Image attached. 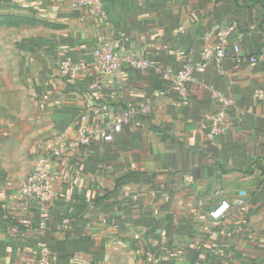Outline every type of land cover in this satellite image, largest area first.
I'll list each match as a JSON object with an SVG mask.
<instances>
[{
	"label": "crops",
	"instance_id": "1",
	"mask_svg": "<svg viewBox=\"0 0 264 264\" xmlns=\"http://www.w3.org/2000/svg\"><path fill=\"white\" fill-rule=\"evenodd\" d=\"M74 1L0 0L16 48L13 75L0 65V98L12 97L0 99V262L37 264L45 252L51 264H264V62L248 60L264 50V0H100L104 38L150 59L107 75ZM216 24L228 29L226 56L181 98L172 79L187 58L203 61ZM66 59L83 69L59 71ZM214 94L234 103L222 126ZM147 102L149 114L99 136L128 104ZM84 130L87 145L50 162L53 199L24 206L18 190L36 153ZM222 200L230 210L213 222Z\"/></svg>",
	"mask_w": 264,
	"mask_h": 264
},
{
	"label": "built area",
	"instance_id": "2",
	"mask_svg": "<svg viewBox=\"0 0 264 264\" xmlns=\"http://www.w3.org/2000/svg\"><path fill=\"white\" fill-rule=\"evenodd\" d=\"M72 5L74 8L86 12L94 24V38L97 45L92 49L91 55L99 73L107 75L118 72L123 68L145 70L149 67L150 59L148 57L133 53H121L115 49L112 42L104 38L102 24L104 25L105 23L106 13L100 0H75ZM210 35L215 40V43L212 48L205 52L203 61L193 62L190 58H187L172 79V89L176 90L181 98L186 97V85L196 81V77L199 74L206 72L209 60L220 61L226 56L225 48L227 45L228 29L221 24H216L212 28ZM232 50L235 55L239 54L238 45L233 44ZM248 60L252 64L264 62V50L249 57ZM71 69H83V64L81 62L74 63L71 59H66L58 66V70L63 73ZM156 72L163 80L169 79V76L163 74L160 69H156ZM214 98L223 109L214 116H211V118L219 126H222V122L226 116L225 110L232 107L234 103L232 100L224 98L219 94H214ZM149 112V102L141 105L128 104L107 123V130L101 131L99 136L104 138L107 135V131L109 133L119 132L122 127L134 124L137 116H146ZM89 141L88 131L84 130L81 138L75 142L67 144L62 137L58 136L46 143L45 147H43L44 150L36 153L34 166L18 190V197L22 204L27 206L30 202L45 203L52 200L58 174L51 169L50 162L62 157L67 150H75L79 146L87 145ZM241 196H244V194ZM229 210V202L222 200L208 212V217L213 222H217L223 219ZM145 261L146 264H160L159 260L152 255H146ZM51 263L49 262L47 253L43 252L40 254L37 264Z\"/></svg>",
	"mask_w": 264,
	"mask_h": 264
},
{
	"label": "rangeland",
	"instance_id": "3",
	"mask_svg": "<svg viewBox=\"0 0 264 264\" xmlns=\"http://www.w3.org/2000/svg\"><path fill=\"white\" fill-rule=\"evenodd\" d=\"M3 20L4 19L0 18V28L1 27L4 28V30L0 32V65L3 64L4 66V70L2 74H5L6 76L8 75L12 76L14 73V69L11 66H12V62L16 60V54H15L16 48L13 44L14 42H13V35L11 34L12 32H10L9 28H6L7 25L5 22H3ZM3 66H0V68H3ZM4 82L7 83V81ZM0 99L4 104H7V106L11 105V101H12L11 94L2 93V97ZM0 264H4V263L0 262Z\"/></svg>",
	"mask_w": 264,
	"mask_h": 264
},
{
	"label": "trees",
	"instance_id": "4",
	"mask_svg": "<svg viewBox=\"0 0 264 264\" xmlns=\"http://www.w3.org/2000/svg\"><path fill=\"white\" fill-rule=\"evenodd\" d=\"M104 10H105V9H104ZM8 217H9V219L12 221V222H11L12 227H14V226L16 227L17 225L14 224V220H13L12 218H10V216H8ZM17 227L19 228V226H17Z\"/></svg>",
	"mask_w": 264,
	"mask_h": 264
}]
</instances>
